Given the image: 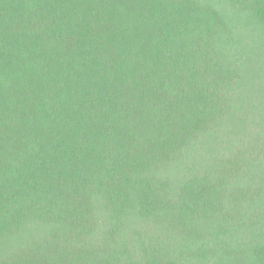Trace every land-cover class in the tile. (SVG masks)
<instances>
[{
    "label": "trees",
    "instance_id": "obj_1",
    "mask_svg": "<svg viewBox=\"0 0 264 264\" xmlns=\"http://www.w3.org/2000/svg\"><path fill=\"white\" fill-rule=\"evenodd\" d=\"M0 264H264V0H0Z\"/></svg>",
    "mask_w": 264,
    "mask_h": 264
}]
</instances>
